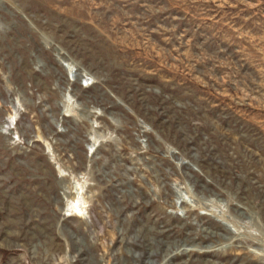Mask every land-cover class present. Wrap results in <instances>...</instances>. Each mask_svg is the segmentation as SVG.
I'll use <instances>...</instances> for the list:
<instances>
[{
	"label": "rangeland",
	"instance_id": "374dc122",
	"mask_svg": "<svg viewBox=\"0 0 264 264\" xmlns=\"http://www.w3.org/2000/svg\"><path fill=\"white\" fill-rule=\"evenodd\" d=\"M0 264H264V0H0Z\"/></svg>",
	"mask_w": 264,
	"mask_h": 264
}]
</instances>
